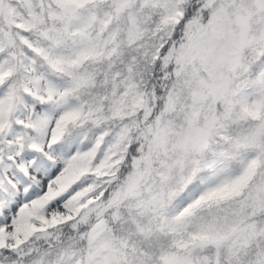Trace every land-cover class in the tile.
Here are the masks:
<instances>
[{"label": "snow or ice", "instance_id": "6c2138e0", "mask_svg": "<svg viewBox=\"0 0 264 264\" xmlns=\"http://www.w3.org/2000/svg\"><path fill=\"white\" fill-rule=\"evenodd\" d=\"M0 264H264V0H0Z\"/></svg>", "mask_w": 264, "mask_h": 264}]
</instances>
